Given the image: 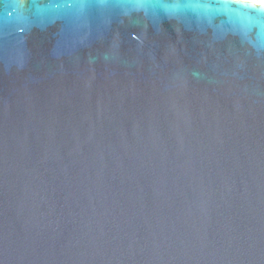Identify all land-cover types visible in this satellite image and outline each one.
<instances>
[{
  "label": "water",
  "instance_id": "water-1",
  "mask_svg": "<svg viewBox=\"0 0 264 264\" xmlns=\"http://www.w3.org/2000/svg\"><path fill=\"white\" fill-rule=\"evenodd\" d=\"M0 264H264V4L0 0Z\"/></svg>",
  "mask_w": 264,
  "mask_h": 264
},
{
  "label": "rangeland",
  "instance_id": "rangeland-1",
  "mask_svg": "<svg viewBox=\"0 0 264 264\" xmlns=\"http://www.w3.org/2000/svg\"><path fill=\"white\" fill-rule=\"evenodd\" d=\"M245 1H254L258 4H264V0H245Z\"/></svg>",
  "mask_w": 264,
  "mask_h": 264
}]
</instances>
